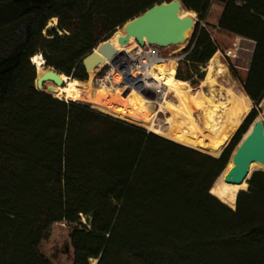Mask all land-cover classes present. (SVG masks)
Returning <instances> with one entry per match:
<instances>
[{
    "label": "trees",
    "instance_id": "1",
    "mask_svg": "<svg viewBox=\"0 0 264 264\" xmlns=\"http://www.w3.org/2000/svg\"><path fill=\"white\" fill-rule=\"evenodd\" d=\"M173 1L0 0V264H52L40 246L57 223L76 225L73 264H264V172L247 190L219 182L264 99V0H227L218 22L255 43L243 83L255 107L220 158L35 86V56L88 82L85 58ZM179 1L201 21L212 2ZM217 52L198 22L180 66L197 72Z\"/></svg>",
    "mask_w": 264,
    "mask_h": 264
},
{
    "label": "bare ground",
    "instance_id": "2",
    "mask_svg": "<svg viewBox=\"0 0 264 264\" xmlns=\"http://www.w3.org/2000/svg\"><path fill=\"white\" fill-rule=\"evenodd\" d=\"M192 15H194V12L180 13L182 18L191 17ZM190 32L191 30L186 35L187 39L190 36ZM124 35L125 29L122 28L110 39V42L115 46L118 52L112 60L103 56L102 61L89 72L91 77H94L97 68L100 66L103 68L107 66L117 68L119 65L124 63H132L131 61L135 59V57H133L135 54H131L134 48L127 53H125V50L126 47H128L135 40L131 39L128 46H121L118 39ZM94 52L97 53V49L94 50ZM32 62L37 68L38 78L50 71L45 69V61L41 55L35 56L32 59ZM176 64L175 59L164 60L155 53L147 70L144 72L132 70L130 75H126L122 82H115L116 87L114 88H116L115 90L117 93H112L110 94L111 96L105 94L104 103L102 102V105L100 106L103 107L104 112H107L118 119L136 124L156 133H162L160 130L161 127L157 124V118H152V111L147 104L149 99L147 100V98L143 95L144 90L152 89V91L154 90L158 93V99L162 101L164 110H166L167 113H170L172 117L171 121L173 124L170 125V130L162 135L172 141L184 144L209 155H212V152H217V155L215 156H219L221 152L220 147L224 148L228 145L235 131L234 129L226 128V122L233 120L237 125L247 117L250 111L249 98L244 94L235 95L229 91V93L233 96V100L236 102V105L232 108L233 110L229 117L226 116L228 105L214 103V101L210 98H207L205 101L208 108L206 105L203 108H200V103L197 102L195 97H192V94L187 89V83L174 79ZM137 73L144 74V76H138ZM215 73L221 75H224L225 73V68L218 61L217 56L211 60V65L207 71L206 84L210 86L214 85V78L212 77ZM61 78L64 81L63 86H59L49 81L42 88H39V90L50 94L54 98L64 101L82 102L87 104H91V102H93L94 98L92 97L91 92L86 89L89 84L88 82L71 79L65 75H61ZM121 88L129 89L130 94L124 97L125 104L120 103V105H117L116 103L118 102L115 103V99L118 94L122 95L123 92ZM168 90H171L174 94H181L185 90V92H187L186 98L189 97L190 103L200 108L197 111H202L200 121H196L194 119V113L192 112L187 121L190 123V128H187L184 119V107L181 104H175L174 102L172 103L171 101L166 100L165 96ZM205 108L207 109L205 110ZM258 121L262 120L259 119ZM252 130L253 127L245 135V139L251 134ZM255 164L256 163L252 164L250 169H252ZM233 166V159H231L229 170H231ZM248 178L249 173L245 181L238 187H241L248 180Z\"/></svg>",
    "mask_w": 264,
    "mask_h": 264
},
{
    "label": "rangeland",
    "instance_id": "3",
    "mask_svg": "<svg viewBox=\"0 0 264 264\" xmlns=\"http://www.w3.org/2000/svg\"><path fill=\"white\" fill-rule=\"evenodd\" d=\"M226 1L227 0H212L208 16L206 17L205 20L201 21L196 13H194V15L191 16L195 20L196 24L200 22L201 28L203 27V25L207 27V28L205 27L203 28H205L210 33L211 37L213 38V40L218 46V52L215 54V56H217L218 61L224 66L225 73L224 75H221L218 73L217 74L215 73L213 75L212 78H214L213 79L214 85L210 86L206 84L207 71H208L209 66L211 65V61L206 66L200 67L199 70H197V72L193 71L191 73L188 68L184 66H180V61L178 60L179 58L183 56V55H180V53L190 46L194 32H195V28L191 30L190 36L188 37L187 42L183 45L171 46L168 48H158L156 46H149L148 48H146V50L153 49L157 51L160 55V58L164 60L175 59L177 64H176L174 79H176L180 68H181V75L183 78L191 76V80L189 81H183V80H179V81L187 83V86H186L187 89L192 94V97H195L197 99V102L200 103V106H201L200 108H203L206 105L205 103L206 99L210 98L214 101V103L224 104V105L227 104L228 106L227 105L226 106H227L228 111L226 113V116L229 117L232 113V110H233L232 108H234V106L236 105V102L235 100H233V96L229 93V91L234 93L235 95L244 94L245 96H247L243 90V83L246 81L247 76H248V68L250 65V61L252 58L255 45L251 41L244 40L240 37L233 36L225 31L218 29V22L222 15L224 4ZM181 12H191V11L182 9L180 13ZM57 24H58L57 19L51 20L46 30L47 31L51 30L53 27H56ZM120 29H118L117 32ZM137 47H140V46L136 43V41H133L128 47H126L125 53L129 52L133 48H134L133 52H135L138 50ZM44 67L47 70H54L53 68L46 67V65ZM110 72H111V68L109 66L104 67V68L100 66L99 68H97L94 74V77H91L90 74H88L89 84L86 89H88L91 92V95L94 98V100L93 102H91V104L82 103V102H77V103L90 106L93 110L104 113L103 107L100 106L102 105V102L104 103V99H105L104 96L105 94L110 95L115 92L117 93V91L115 90L116 88H114L116 87L115 82L120 81V78L119 76H117V74L112 75ZM137 75L144 76V74H138V73ZM199 75H203L202 80L199 79ZM121 90L123 92L122 95L118 94L117 98L115 99V103L118 102L116 103L117 105L118 104L120 105V103L125 104L124 97L130 94L129 89L121 88ZM186 93L187 92H185L184 90V92L181 94H174V92H172L171 90H168L165 97L167 101H171L172 103L174 102L175 104H181L184 107V119L186 123L185 125L187 128H190V123L187 122L190 114L193 112L194 119L196 121H200V116H201L202 111L201 110L197 111L200 108L190 103L189 97L186 98V95H187ZM143 95L145 96V98H147V100L149 99L147 101V104L152 111V118H157V124L161 127L160 130L162 131V133H156L144 127H141V128H144L149 132H153L160 136H163L162 134L168 132L170 130V125L173 124L171 121V118H172L171 114L167 113V111L164 110L163 103L160 99H158L159 95L156 91L154 90L152 91V89H147V90H144ZM249 103H250V111H249L250 113L254 109L255 105L250 100H249ZM263 104H264V99L260 103V105L257 107V111L259 114L255 122L258 121L259 119L264 122ZM207 108H205V110ZM105 114L111 117H114L111 114H108L107 112H105ZM244 120L237 125L235 124V121L231 120V121L226 122L225 126L228 129H234L235 130L234 135H235L237 130L243 124ZM122 121H125V120H122ZM130 124H133V123H130ZM253 124L251 125L249 130L253 127ZM133 125L138 126L136 124H133ZM245 135L242 137L241 142L245 139L244 138ZM233 137L231 138L227 146H225L224 148L220 147L221 152L219 156L229 146ZM239 145L237 146V148L239 147ZM237 148L235 149V151L237 150ZM212 153L213 154L211 156L216 157V158L219 157V156H215L217 155V152H212ZM231 159H230V162H231ZM258 171L264 172V166L259 163H256L253 166L251 172L249 173V178L247 180V187L244 189H240V190L248 189L249 187L248 181L251 179L252 175ZM222 181L225 182V179ZM235 186H240V185H235ZM81 224L87 225V220L83 218L81 220ZM75 228H76V225H69L66 223H57L52 226L51 232L48 238L45 239L40 246L41 253L52 264H73L74 255H73V249L71 246L70 236ZM96 262L92 261L91 264H96Z\"/></svg>",
    "mask_w": 264,
    "mask_h": 264
},
{
    "label": "water",
    "instance_id": "4",
    "mask_svg": "<svg viewBox=\"0 0 264 264\" xmlns=\"http://www.w3.org/2000/svg\"><path fill=\"white\" fill-rule=\"evenodd\" d=\"M182 9L179 0L153 6L123 26L125 35L118 39L119 44L128 46L131 39H134L140 47L148 44L158 48H168L183 44L187 41V33L195 28L196 22L191 17L182 18L180 16ZM97 51L83 61L87 74L102 61L103 56L112 60L118 52L110 40L100 44ZM49 81L59 86L64 85L61 75L55 70H50L40 78L37 77L35 86L39 90ZM232 159L234 166L225 176V182L221 181V177L219 178V182L222 184L241 185L245 181L252 164L259 163L264 166L263 121L255 122L251 134L239 145Z\"/></svg>",
    "mask_w": 264,
    "mask_h": 264
},
{
    "label": "built area",
    "instance_id": "5",
    "mask_svg": "<svg viewBox=\"0 0 264 264\" xmlns=\"http://www.w3.org/2000/svg\"><path fill=\"white\" fill-rule=\"evenodd\" d=\"M247 0H238V5H243L246 4ZM203 27L206 28L205 25H203ZM150 45L146 44L144 47H137V51L133 52L134 50H132L131 54H135L133 55V57H135L134 60H132L131 64L130 63H124L122 65H119L117 68H113L112 66H109L111 68V74L115 75L117 74L120 78V82H122L125 78L126 75H130V73L133 71H142L144 72L145 70L148 69L152 59H153V55L156 53L159 55V53L153 49H148L146 50V48H148ZM160 57V55H159ZM185 57V55H183L181 58H179L178 60H182ZM108 67V66H107Z\"/></svg>",
    "mask_w": 264,
    "mask_h": 264
},
{
    "label": "crops",
    "instance_id": "6",
    "mask_svg": "<svg viewBox=\"0 0 264 264\" xmlns=\"http://www.w3.org/2000/svg\"><path fill=\"white\" fill-rule=\"evenodd\" d=\"M255 45V43H253Z\"/></svg>",
    "mask_w": 264,
    "mask_h": 264
}]
</instances>
